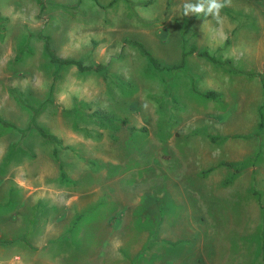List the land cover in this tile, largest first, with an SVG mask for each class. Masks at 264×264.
<instances>
[{
	"label": "rangeland",
	"instance_id": "obj_1",
	"mask_svg": "<svg viewBox=\"0 0 264 264\" xmlns=\"http://www.w3.org/2000/svg\"><path fill=\"white\" fill-rule=\"evenodd\" d=\"M142 1L0 0V264H264V0Z\"/></svg>",
	"mask_w": 264,
	"mask_h": 264
},
{
	"label": "crops",
	"instance_id": "obj_2",
	"mask_svg": "<svg viewBox=\"0 0 264 264\" xmlns=\"http://www.w3.org/2000/svg\"><path fill=\"white\" fill-rule=\"evenodd\" d=\"M144 1H148V2H144ZM144 1H142V3H144L143 5L150 4V5L156 6L157 10L154 11L152 14L143 13V12L134 10L133 13L135 14V16H140V18L142 19H148L149 17L152 18L160 14H162L165 19H184L192 15H193V19L197 17L198 19H201V17L202 19L203 18L207 19L206 17H208V16H205L204 14H189L187 16L183 15V5L185 3L182 2L181 4H179V2H181L180 0H155V1L154 0H144ZM189 2L197 3L198 0H188L186 3H189ZM221 2L225 4V6L221 9V12H220L221 19H234L233 14L242 15L244 16V19H248L249 17H253V18L257 17L256 14H258V9H257L258 0H221ZM250 2L252 4H250ZM261 9L264 10V5L261 7ZM128 11L129 13L132 12L129 6H128ZM210 17L211 16H209V19ZM212 19L214 18L212 17ZM230 27L231 25L229 26V28ZM258 47L261 49L262 45ZM254 60H256V62L259 65V69L257 71L264 70V52L261 53V51L260 52L258 51V53H256V57H254ZM209 167H213V166H209ZM209 167L205 168L202 171H205V173L209 172L212 169L211 168L210 170H207ZM235 263L238 264V262H235Z\"/></svg>",
	"mask_w": 264,
	"mask_h": 264
},
{
	"label": "trees",
	"instance_id": "obj_3",
	"mask_svg": "<svg viewBox=\"0 0 264 264\" xmlns=\"http://www.w3.org/2000/svg\"><path fill=\"white\" fill-rule=\"evenodd\" d=\"M144 2H148V1H144ZM185 19H193V15L192 16H189V17H186ZM227 40V39H226ZM205 51H201L200 53H203ZM151 59L153 60L154 58L152 56H150ZM50 59L51 60H56L58 62H60L61 64L62 63H65V64H75L77 65L79 68H85V67H90L89 65H84L82 60L80 59H75V58H64V59H60L54 55H51L50 56ZM99 67V64L97 66H95L94 68H98ZM203 95L205 96H209V97H216L217 96V91L215 90H212V89H208L207 91H205L203 93ZM30 125H32L35 130L38 132V134L40 136H42L44 139L52 142V143H61V138H59L56 134L50 132L49 130L45 129L41 124H39L35 118V113H33L30 117V121H29ZM134 127H132L133 129ZM143 128V127H142ZM65 146H68V145H65ZM53 154L56 155V147H53V150H52ZM221 164H225V165H230V166H235V169L236 170H239L241 168L240 165H236L237 163L236 162H233V161H220ZM61 167V166H60ZM212 167H209L207 170H210ZM60 176L62 179H65V180H70L65 171L62 169L61 167V170H60ZM261 246L263 247V243L261 242Z\"/></svg>",
	"mask_w": 264,
	"mask_h": 264
},
{
	"label": "clouds",
	"instance_id": "obj_4",
	"mask_svg": "<svg viewBox=\"0 0 264 264\" xmlns=\"http://www.w3.org/2000/svg\"><path fill=\"white\" fill-rule=\"evenodd\" d=\"M225 6L221 0H198L197 3H185L183 5V15L200 14L205 16H212L218 22H220V12Z\"/></svg>",
	"mask_w": 264,
	"mask_h": 264
}]
</instances>
